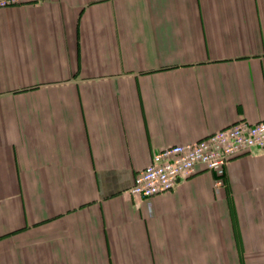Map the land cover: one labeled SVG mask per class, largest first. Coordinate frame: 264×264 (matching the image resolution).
Here are the masks:
<instances>
[{"label": "crops", "instance_id": "crops-1", "mask_svg": "<svg viewBox=\"0 0 264 264\" xmlns=\"http://www.w3.org/2000/svg\"><path fill=\"white\" fill-rule=\"evenodd\" d=\"M264 118V0L0 7V264H264V151L125 191L166 145Z\"/></svg>", "mask_w": 264, "mask_h": 264}, {"label": "built area", "instance_id": "built-area-1", "mask_svg": "<svg viewBox=\"0 0 264 264\" xmlns=\"http://www.w3.org/2000/svg\"><path fill=\"white\" fill-rule=\"evenodd\" d=\"M42 1L0 0V7ZM254 149L264 151V118L254 122L238 120L194 141L166 145L157 150L150 163L135 175L125 193L134 199H147L169 192L197 166L214 173L215 184L219 185L228 162Z\"/></svg>", "mask_w": 264, "mask_h": 264}, {"label": "water", "instance_id": "water-1", "mask_svg": "<svg viewBox=\"0 0 264 264\" xmlns=\"http://www.w3.org/2000/svg\"><path fill=\"white\" fill-rule=\"evenodd\" d=\"M260 152H262L261 150H258V149H254L253 151H252V153H260Z\"/></svg>", "mask_w": 264, "mask_h": 264}]
</instances>
